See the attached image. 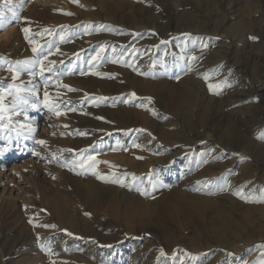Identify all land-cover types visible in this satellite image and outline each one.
I'll return each instance as SVG.
<instances>
[{"label": "rangeland", "instance_id": "1", "mask_svg": "<svg viewBox=\"0 0 264 264\" xmlns=\"http://www.w3.org/2000/svg\"><path fill=\"white\" fill-rule=\"evenodd\" d=\"M41 1L24 0L17 11L13 5L18 0H0V14L5 15L7 24L0 30V89L4 90L0 93L3 96L0 104L6 109L0 128V252L7 256L19 250L24 242H28L29 249L39 243L40 264H52L51 249L64 236L70 234L73 244L77 243L76 251L83 255L85 247L93 244L94 234L105 240L96 255L99 264H180L182 259L187 264H212L216 259L235 261L238 255L245 263H264V217L258 213L245 217L239 206L232 208V213L230 204L224 202L228 201L226 195L241 200L237 195L240 190L242 194L246 189L260 190L261 183L254 177L264 175V138H258L264 133V0H167L170 9H164L166 21L161 18L158 21L156 14L135 10L107 13L106 5L116 4L115 0ZM130 1L135 0H126L135 3ZM174 5L180 7L176 12ZM13 12L18 20H11ZM241 19L244 27L235 29L234 22ZM154 20L158 21L156 29ZM24 28L29 29L28 33L23 32ZM18 34L20 38L26 35L28 38L13 44ZM33 47L37 52L32 51ZM38 58L43 63V74L39 64L17 65L18 61ZM161 59L165 69L178 74V78L168 79L172 90L183 86V80L190 82V100L166 107L158 102L162 89L151 84L150 75L160 73ZM10 67L13 71L8 70ZM117 68H124L130 75L120 73ZM200 69L205 71L196 78L204 79L201 85H196L190 80L191 73L198 74ZM141 72H146L145 81L136 88L130 76L134 73L137 77ZM81 79L88 80L97 90L107 89L109 98L115 92L125 97L134 94L140 107H133L135 112L131 113L134 116L143 113L155 128L172 129L177 123L179 129L173 132H181L178 131L181 142L167 149L155 142L151 151L148 143H144L146 149H141L130 139L119 138L106 144L108 136L97 138V133L121 120L129 122L132 116L118 109L123 102L117 107L102 100L96 92L83 91ZM210 82L221 87L210 89ZM150 84L154 87L150 88ZM61 99L76 102L71 119L54 112L60 108ZM23 100L27 103H22ZM230 121L240 135L225 133ZM78 129L92 139L96 137L94 142L85 146L84 140L88 139ZM206 129L213 133L210 141L202 135ZM145 133L146 130L142 131L144 140ZM160 148L166 153H161ZM60 150L67 154L58 156ZM113 158H118L122 170L126 168L117 176L115 188L125 193L136 192L144 201L128 211L124 208L130 201L127 204L119 198L116 204L103 201L94 213L91 206L108 191L113 193L109 187L114 185L112 181L101 180L91 193L87 187L93 184L99 171L114 162ZM82 160L85 163L80 167ZM245 165L250 166L247 172ZM188 168H191L189 175ZM212 171L220 172L203 192L216 204L193 209L186 196L191 192L190 175L212 179L206 176V172ZM64 187L76 198L83 197L80 199L85 200V205L89 203L86 205L90 214L89 232L85 231V237L58 226L52 210ZM177 189L185 195L181 201L174 196ZM220 204L226 206L227 213ZM5 205L11 207L9 212L2 208ZM77 226L83 233V223L78 220ZM83 239L87 241L83 243ZM238 240L244 243L243 251H235L232 246ZM205 245L213 249L206 250ZM196 251H201V255Z\"/></svg>", "mask_w": 264, "mask_h": 264}, {"label": "bare ground", "instance_id": "2", "mask_svg": "<svg viewBox=\"0 0 264 264\" xmlns=\"http://www.w3.org/2000/svg\"><path fill=\"white\" fill-rule=\"evenodd\" d=\"M24 0H18L17 3H15L13 5V9L14 10H19L21 7H22V3H23ZM102 1V0H101ZM152 0H135V1H130V2H135V3H129V2H126V0H115L114 2L116 4L112 5V6H107L106 5V12L107 13H112L114 11H118V10H122L123 12H127V11H131V10H135V11H138L140 13H150V14H156L158 16V21L159 19L161 18V20L163 21H166V16L164 15V9L167 8V10L170 9V5H167V0H153V2H151ZM210 1V0H209ZM103 2V1H102ZM211 2V1H210ZM40 3H43V1L40 0ZM103 5V4H102ZM173 11L176 12L179 10V6L178 5H174L173 7ZM134 13V12H133ZM123 14V13H122ZM132 14V13H131ZM149 14V15H150ZM108 15V14H107ZM114 15V14H113ZM142 15V14H141ZM155 15V16H156ZM5 16V15H4ZM10 16V15H8ZM41 16V14L39 15V17ZM130 16V15H129ZM132 16V15H131ZM122 17V15H121ZM142 17V16H141ZM146 18V17H145ZM154 18V17H153ZM151 18V19H153ZM156 18V17H155ZM144 19V18H143ZM117 20V19H116ZM155 22L154 20V24L153 25V29H156L158 28V24H157V21ZM144 21V20H143ZM142 21V22H143ZM162 21V22H163ZM135 22V20H134ZM141 22V23H142ZM145 22V21H144ZM138 24V23H137ZM143 24V23H142ZM145 24V23H144ZM148 24V23H147ZM152 24V23H151ZM151 24H150V27H151ZM233 25V24H232ZM161 26V25H160ZM235 26V27H234ZM234 28H241V27H244V22L243 20H237L236 22H234ZM139 27V26H137ZM143 27V25H142ZM147 27V26H146ZM149 27V26H148ZM149 27V28H150ZM144 28V27H143ZM138 30V29H137ZM140 30H143V29H140ZM12 32V31H11ZM22 32V31H21ZM24 32V31H23ZM25 33V32H24ZM22 34V33H20ZM168 37V36H167ZM25 38L22 37L20 38L19 34L18 36L15 38L13 44H17L19 42H21L23 39ZM164 39V38H163ZM89 41V40H88ZM229 43V42H228ZM13 49V48H12ZM202 51V50H201ZM131 52V51H130ZM103 54V53H102ZM152 54V53H151ZM135 55V54H134ZM132 55L131 58H130V61L133 62L135 56ZM198 55V54H197ZM127 56V55H126ZM164 57V56H163ZM127 57L124 58V60L126 59ZM62 59V58H61ZM161 63L159 64V72L160 73H157L155 75L151 74L150 77L152 79V83L153 85L157 84V86H159L160 89H162V91L160 90V94H159V98L158 96H156L158 99V102L162 105V107H166L167 104H174V105H177V104H180V102L182 100H190L192 98V91H190V88H189V85H190V82H184L183 80V86H179L177 90H172L167 84L168 83V79H171L173 76V78H176L178 76L177 73H173L171 70H167L165 69V66H164V61L163 59H161ZM217 62V61H216ZM215 62V63H216ZM93 63V62H92ZM130 63V62H129ZM137 63V62H136ZM114 64V63H113ZM202 64V63H201ZM118 65V64H117ZM116 66V65H115ZM134 66V64H133ZM136 66V65H135ZM145 66V65H144ZM102 68V67H101ZM100 68V69H101ZM128 68V67H127ZM99 69V70H100ZM203 69V68H202ZM200 69V72L198 74H195L193 75L191 73V81L192 83L196 84V85H201V82L202 80L204 79L203 77L201 79H199V81L197 80L198 78H196L197 75L204 73L205 70H202ZM95 70V69H94ZM98 70V69H97ZM98 70V71H99ZM117 70L122 73V74H125L127 76H129L130 74L127 72V70H124L121 69V68H117ZM145 70V69H144ZM146 71V70H145ZM229 71V70H228ZM228 71H225V73H227ZM84 72V71H83ZM87 72V71H86ZM139 72V71H138ZM179 72V71H178ZM99 73V72H98ZM143 74H138L137 77H134L133 74L130 76L131 78V84L133 86H136L137 88V85L139 86L140 83L142 81H145L143 80V75L146 76V72H141ZM236 73V72H235ZM206 74V73H205ZM208 74V73H207ZM211 74V73H210ZM222 74V73H221ZM126 76V77H127ZM222 76V75H221ZM220 76V77H221ZM226 76V75H225ZM219 77V78H220ZM233 77V76H232ZM178 78V77H177ZM218 78V77H217ZM99 79H101V81H103V77H99ZM127 79V78H125ZM157 79V80H155ZM226 79V77H225ZM82 82H81V88H83V91H88L90 90L91 92H96V94H100L101 97H102V100H105L106 102H108L109 104H114V105H119L123 102V106L120 105V107H118V109H122V111H126L127 112H130V115L132 116L131 117V121L129 122H126V121H122L121 122H116L115 124H112V125H109V126H106V127H103L105 129L104 132H101L100 134L97 133L96 137L99 138V137H102L104 135H107L108 136V140L106 142V144H109L111 143L113 140H117V139H122L123 141H128L129 139L132 140V141H135L136 143H138L139 147L141 149H143L145 146L144 143H148L149 145L155 143V142H158L159 145L162 144L161 146L163 147H166L167 148H175L181 141V139H179V132L177 131V133L173 132L174 130L173 129H179V125L176 123V126H172V129L171 127H165V126H158V128H155V125H153V122L147 117V116H144V114H140V115H137V116H134L131 112L134 111L135 112V109H133V107H140V102H139V98L135 97V95H129L128 97L124 96L123 94L121 93H117L115 92L114 95L112 98H109L107 97L106 94H110L109 91L107 89H104V90H97L96 88L92 87V85H89V82L88 80L84 81L83 79H81ZM128 80V79H127ZM212 80V79H211ZM220 80V79H219ZM261 80V79H260ZM94 81V80H93ZM100 81V80H98ZM129 81V80H128ZM213 81V80H212ZM219 82V81H218ZM225 82V81H224ZM94 83V82H93ZM99 83V82H98ZM130 83V82H128ZM90 84H92V82H90ZM96 84V83H95ZM143 84H145L143 82ZM150 84V85H151ZM211 84V82H210ZM223 84V83H222ZM226 84V83H225ZM230 84V83H229ZM259 84V82H258ZM147 85V84H146ZM182 85V84H181ZM211 85H214L211 84ZM217 85H221V84H217ZM264 85V84H263ZM145 86V85H144ZM229 86V85H228ZM154 86H150V88H152ZM132 88V87H130ZM158 88V87H156ZM139 89V88H138ZM154 89V88H153ZM213 89H217V88H213ZM223 89V88H222ZM157 90V89H156ZM228 90V89H227ZM226 91V90H225ZM159 92V91H158ZM232 93V92H231ZM156 94V93H155ZM239 94V93H238ZM93 95V94H92ZM233 95V94H231ZM78 96V95H77ZM155 96V95H154ZM238 96V95H237ZM68 97V96H67ZM71 97V96H70ZM74 97V96H73ZM66 99V98H65ZM60 100L59 102V105H60V108H56L54 109V112H58L60 113V117L61 118H64V117H69L70 119L73 116V112L74 110H76V107H75V103L74 102H71L69 100ZM95 99V98H94ZM99 99V98H98ZM152 99V98H151ZM242 100V98H241ZM97 101V100H96ZM95 101V102H96ZM101 103V102H100ZM242 103V102H241ZM81 104V103H80ZM151 104V103H150ZM182 105V104H181ZM190 105V104H189ZM78 106V105H77ZM110 106V105H109ZM115 106V107H116ZM170 106V105H169ZM184 106V105H183ZM196 107V106H195ZM142 108V107H141ZM53 109V108H52ZM149 109V108H148ZM79 110V109H78ZM195 111V110H194ZM78 114V113H77ZM192 114V113H191ZM127 115V114H126ZM122 116V115H121ZM129 116V115H128ZM15 118H18V115L14 116ZM124 117V116H123ZM122 117V118H123ZM129 118V117H128ZM127 118V120H128ZM261 118V117H260ZM73 120V119H72ZM118 121V120H117ZM241 122V121H239ZM244 122V121H243ZM227 123V122H226ZM231 123V124H230ZM155 124V123H154ZM31 126L35 125L34 123L30 124ZM73 125V124H72ZM144 126V127H143ZM238 126V125H237ZM35 127V126H34ZM69 127V126H68ZM72 127V126H71ZM236 126L235 124H233L231 121L228 122L227 124V127L225 129V133L228 135H238L239 134V130L238 133L236 131V129H234ZM78 128V127H77ZM147 128V129H145ZM238 129V127H237ZM146 130V133L147 134V139H143L142 137H144V135L142 134V131H145ZM181 130V129H180ZM218 130V129H217ZM235 130V131H233ZM183 131V130H182ZM204 131V135L205 136V140L207 139L208 141H210L213 137V133H211V131L209 130H203ZM75 132V131H74ZM78 133L81 134V136L84 137V139H88V140H84V145L87 146V145H90L92 142H94V139L96 138H91L92 136H88L86 133L84 134L83 131L81 129H78L77 131ZM185 132V131H184ZM199 132V131H198ZM157 133H160V135H158ZM181 133V132H180ZM215 133V132H214ZM218 134V133H217ZM254 134V133H253ZM143 135V136H142ZM184 135V134H182ZM181 135V136H182ZM201 135V133H200ZM199 135V136H200ZM240 135V134H239ZM156 136H159V137H156ZM185 136V135H184ZM234 137V136H233ZM232 137V138H233ZM146 138V137H145ZM203 138V137H202ZM216 139V138H215ZM239 139V138H238ZM204 140V141H205ZM30 141V140H29ZM122 141V142H123ZM214 141V139H213ZM217 141V140H216ZM186 142V141H185ZM124 143V142H123ZM194 143V142H193ZM216 143V142H215ZM218 143V142H217ZM147 144V145H148ZM196 144V142H195ZM219 144V143H218ZM210 145V144H209ZM222 145V143H221ZM220 146V144H219ZM153 145L150 146V150L153 149ZM221 148V147H220ZM224 148V147H223ZM58 149V148H57ZM146 149V148H144ZM214 149V148H213ZM138 150V149H136ZM135 150V151H136ZM140 150V149H139ZM148 150V149H147ZM146 150V151H147ZM161 150V148H160ZM220 150H223V149H220ZM230 150V149H228ZM232 150V149H231ZM38 151V150H37ZM37 151L35 150V153L36 154H40L37 153ZM55 151H58V150H55ZM54 151V152H55ZM61 151V150H60ZM59 153H56L58 154V156H60L62 153L63 154H67V151H61ZM141 151V150H140ZM148 151V152H149ZM218 151V150H217ZM162 152H165L166 151L164 149L161 150V153ZM216 152V151H215ZM62 154V155H63ZM127 155V154H126ZM57 156V155H56ZM65 156V155H63ZM111 156V155H110ZM115 156V155H114ZM122 156V155H121ZM125 156V155H124ZM199 157L201 155H198ZM213 156V154H212ZM246 156V155H245ZM39 157V156H38ZM127 157V156H126ZM192 157V156H191ZM244 157V156H243ZM60 158V157H59ZM65 158V157H64ZM68 158V157H67ZM125 158V157H124ZM40 159V158H39ZM63 159V158H62ZM106 159V158H105ZM104 159V160H105ZM111 159V158H110ZM118 159V158H116ZM114 160L113 158V163L109 164L108 165V168H106V170L104 171H99L97 174H96V178H95V181L93 182V184H90L87 189H88V193H91L93 188L95 186H99V183L102 182L101 180H104V181H108V182H111L112 181V184L114 185V187H109L111 189V191L113 193H110L107 194L105 197L99 199L97 202L94 203L93 206H91V210L95 213L98 212L100 206H101V203L103 201H111L112 203H115L116 204V198H119L121 200L122 203H125L126 201H130L129 205H126L124 209H128L130 207H137L139 205H141V203H143L144 201V198L141 196V195H136L135 193H128V192H124L121 190L119 191L117 188H115V184L116 182H113V181H117V176L119 175V173H121V168L119 167V160ZM123 159V158H122ZM121 159V160H122ZM191 160V159H190ZM123 161V160H122ZM254 162V161H253ZM134 164V163H133ZM150 164H152L150 162ZM122 165V164H121ZM136 166V164L134 165ZM138 166V165H137ZM136 166V167H137ZM181 166V164H178V167ZM244 168L246 169V172H247V169L249 171V168L250 166L248 165H245ZM104 169V168H103ZM223 169V168H222ZM225 169V168H224ZM258 169V168H257ZM256 169V170H257ZM261 169V168H260ZM124 171L126 170L123 169ZM122 170V171H123ZM191 168H188V175L190 174V171ZM220 170V169H219ZM127 172V171H126ZM218 172V171H217ZM216 171H212V172H206V176H209V178H212V179H206V177H202V178H196V177H191L190 175V180L188 181V184H189V187H191L190 189V193L186 194L187 198H189V200L192 202L191 205H192V208L193 209H196V210H200L201 208H204V207H214L215 206V202L211 201L210 199H208L205 194L207 192H203V189L205 187H208L210 186V184H212V181L211 180H214L215 177L218 176L219 172L217 173ZM224 172V171H222ZM264 173V172H263ZM123 174V173H122ZM126 174V173H125ZM184 174V173H183ZM187 174V172L185 173ZM221 174V173H220ZM246 174V173H245ZM256 175V173H254ZM258 175V174H257ZM262 175V174H261ZM193 176V175H192ZM254 176V175H253ZM131 178V177H130ZM187 178V177H185ZM231 178V177H230ZM247 178V177H246ZM252 179V177H250ZM256 178V180H258L261 184H258L259 185V189L260 190H257V192H248V189H246L243 193V195L247 198L246 199H241L240 198L238 199L239 201H236L237 197L234 199V198H231L229 197V195H226L228 201H224L226 202L227 204H230V209L233 213V210L232 208L234 209L235 206H239L241 208V210H243V213L245 214V217H250L252 215H254V213H258L259 217L260 215L262 217H264V202H259V200L262 198V196H264V188H261L263 185H264V175L259 178L258 176L254 177ZM254 180V181H256ZM232 181V180H231ZM245 182V181H244ZM68 183V182H67ZM82 183V182H80ZM149 183V182H148ZM217 183V182H216ZM242 184V182H240ZM238 183V184H240ZM247 183V182H246ZM251 183V182H250ZM257 183V182H256ZM83 184V183H82ZM126 184V183H125ZM186 185V183H184ZM252 184V183H251ZM255 184V183H254ZM63 185H66V184H63ZM69 185V183H68ZM71 185V183H70ZM69 185V186H70ZM76 185V183H75ZM117 185V184H116ZM130 185V184H129ZM128 185V186H129ZM184 185V186H185ZM229 185V184H228ZM231 185V184H230ZM237 185V184H236ZM256 185V184H255ZM261 185V186H260ZM72 186V185H71ZM84 186V185H83ZM232 186V185H231ZM245 186V185H244ZM86 187V186H85ZM130 187V186H129ZM238 187V186H237ZM241 187V186H240ZM251 187V186H250ZM71 188V187H70ZM77 188V187H76ZM123 188V187H122ZM128 188V187H127ZM231 188V187H230ZM229 188V190H230ZM234 188V187H232ZM249 188V187H247ZM109 189V190H110ZM187 189V188H186ZM200 189V190H199ZM202 189V190H201ZM206 189V188H205ZM204 189V190H205ZM244 189V188H243ZM128 190H130L128 188ZM81 191V190H80ZM127 191V190H126ZM255 191V190H254ZM74 192V191H72ZM85 192V191H83ZM151 192V191H150ZM241 192V190H240ZM144 193V192H143ZM74 193H71L69 191V189L67 187H64L62 188V190L60 191L59 193V196H58V200H57V203L54 205L53 207V213L54 215H57L55 217H57V223L59 224L58 226H61V227H67V229L70 230L71 234H74L76 236H87V233H85V231L89 232L87 229L89 228V225L87 224L88 223V219H89V216L90 214H88L87 212V203L85 205V200L83 201V199L81 200L80 198H83V197H78L76 198V196H73ZM224 194V193H223ZM87 195V194H86ZM104 196V195H102ZM101 196V197H102ZM150 196V194L148 195ZM174 196H176L175 198L176 201L179 200L181 201L182 198H184V193L181 192L180 189H177L175 191V194ZM230 196H233V195H230ZM240 196V195H239ZM238 196V197H239ZM85 198V197H84ZM179 198V199H178ZM186 198V197H185ZM226 199V198H224ZM226 199V200H227ZM222 200V199H221ZM222 202V201H221ZM225 203V204H226ZM10 204V203H9ZM127 204V203H125ZM218 204V203H217ZM73 206H76L74 208H78L80 213H76V211L73 210ZM221 208L224 209V213H227V209H226V206L224 204H220ZM52 207V206H51ZM228 207V208H229ZM4 210H10V206H3L2 207ZM12 208H13V205H12ZM77 209V210H78ZM90 209V207H89ZM141 209V208H140ZM9 210L7 212H9ZM51 210V209H50ZM236 210V209H235ZM237 211V210H236ZM51 213V212H50ZM233 216V215H232ZM9 218V217H8ZM13 219H15L13 217ZM78 220L81 221L83 223V233L81 231H79L78 227L77 226V223H78ZM264 220V219H263ZM262 220V221H263ZM260 221V220H259ZM11 222V221H10ZM261 222V221H260ZM13 224V223H12ZM262 224V223H260ZM60 227V228H61ZM82 227V226H81ZM95 227V226H92V228ZM91 228V227H90ZM9 229V228H8ZM66 229V230H67ZM97 230V229H96ZM259 230V229H258ZM257 230V231H258ZM22 231V230H21ZM94 231V230H93ZM257 231L255 233H257ZM91 232V231H90ZM96 232V231H95ZM261 232V231H260ZM42 233V232H41ZM40 233V234H41ZM45 233V232H44ZM48 233V232H47ZM63 233V232H62ZM93 234V233H92ZM91 234V235H92ZM44 235V234H43ZM101 235V233H100ZM94 238V242L93 244H91L88 248L85 247V250L86 252L82 254H80L79 252L76 251L75 249V246H77L75 244H73L75 241L72 240V236L70 234H68L67 236H64V239H62V242L61 241H58L56 243V246L53 247L51 249V253L54 255V264H99L100 261L97 260L96 258V255L98 254L99 255V252H101V248H102V244L105 243V240H102V238H100L99 236L97 235H94L92 236ZM255 237V236H254ZM90 238V236H89ZM246 238V237H245ZM256 238V237H255ZM252 239V238H251ZM24 240V239H23ZM36 237H34V242L36 241ZM72 240V241H71ZM248 240V239H247ZM246 240V241H247ZM26 241V240H25ZM84 241L86 242L87 240L86 239H83V243ZM242 241V240H241ZM239 242L238 241H235V243L232 244L233 248L235 251H243V247L242 245H244V243L242 242ZM22 242V241H21ZM110 242V241H109ZM245 242V241H243ZM262 242V241H261ZM32 243V242H31ZM246 243V242H245ZM248 243H254V242H249ZM247 243V244H248ZM22 244V243H21ZM27 244L28 242H24L21 246V248L19 250H15L13 251L12 253H8L7 256L3 255V251L0 252V257L2 258L1 261H2V264H40V261H39V257L37 255V249H38V246H39V243H36V245H34L31 249L27 248ZM84 246V245H83ZM206 246V245H205ZM206 250H210L211 247L209 246H206ZM87 248V249H86ZM80 249H82V247H80ZM213 249V248H212ZM211 249V250H212ZM254 251V250H253ZM256 251V250H255ZM261 251V250H260ZM84 252V251H83ZM183 252V251H182ZM201 252V251H200ZM199 251H196L194 253H197V254H200ZM257 252V251H256ZM177 253V252H176ZM239 253V252H238ZM170 254V253H169ZM237 254V252H236ZM261 252H259V254H257L256 256L260 255ZM184 254L181 253V257H183ZM166 256V255H164ZM222 256V255H220ZM255 256V255H253ZM252 256V257H253ZM6 257V258H5ZM4 258V259H3ZM171 258H174V254H172V257ZM220 258V257H219ZM182 259V258H181ZM180 259V260H181ZM9 260V261H7ZM220 259H216V262L214 261L212 264H249V262L247 261L246 263L245 262H242L240 259H239V255H238V258L233 261V260H225V261H219ZM52 263V264H53ZM180 264H187L186 261L184 262L183 259L181 260ZM259 264H264V263H259Z\"/></svg>", "mask_w": 264, "mask_h": 264}, {"label": "snow or ice", "instance_id": "3", "mask_svg": "<svg viewBox=\"0 0 264 264\" xmlns=\"http://www.w3.org/2000/svg\"><path fill=\"white\" fill-rule=\"evenodd\" d=\"M70 14V13H69ZM19 18L16 16V13L15 12H13L12 13V17H11V20H18ZM10 22V21H9ZM6 26H7V24H6V22H5V17L2 15V14H0V30H3L4 28H6ZM23 31L25 32V33H28V31H29V29L28 28H24L23 29ZM26 39L28 38L27 37V35H26V37H25ZM31 42V41H30ZM32 51L35 53V52H37V48L36 47H33V49H32ZM101 51H103V48H101ZM46 58V57H45ZM36 64H39V65H41V74H43V71H44V69H43V63H42V60L41 59H37V60H35V61H18L17 62V65L18 66H28V65H36ZM9 71H13V69L10 67L9 69H8ZM15 78V77H14ZM208 79V77L206 76L205 77V80H207ZM10 88H11V86H9ZM65 87H67V86H65ZM221 86L220 85H209V88L210 89H212V88H217V89H219ZM4 90L3 89H0V93H2ZM19 91V90H18ZM69 91H74V89H69ZM134 95V94H133ZM45 96L47 97V93L45 94ZM0 100H3V96L2 95H0ZM22 103H27V101L26 100H23V101H21ZM15 107H16V98H14L13 99V102H12V108L13 109H15ZM51 110V109H50ZM6 111V109L3 107V105L2 104H0V128H3V123H2V121L5 119V117H4V115H3V113ZM58 115H59V113H57ZM258 138H264V133H261V135L258 137ZM38 143H41V144H43L44 142L43 141H38ZM69 151H71V150H69ZM89 159H91V158H89ZM84 161L82 160L81 161V163H80V167H83L84 166ZM77 174H79V173H77ZM113 182H116V181H113ZM143 194H146V193H143ZM237 195H240L241 196V198L242 199H246L247 200V198L242 194V192H240V193H237ZM259 202H264V196H262V198L259 200ZM161 254L163 255V252H161Z\"/></svg>", "mask_w": 264, "mask_h": 264}]
</instances>
